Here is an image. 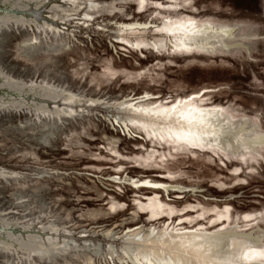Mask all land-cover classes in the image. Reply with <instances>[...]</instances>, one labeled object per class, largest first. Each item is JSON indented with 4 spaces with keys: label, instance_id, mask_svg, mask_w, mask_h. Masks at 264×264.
I'll list each match as a JSON object with an SVG mask.
<instances>
[{
    "label": "rangeland",
    "instance_id": "374dc122",
    "mask_svg": "<svg viewBox=\"0 0 264 264\" xmlns=\"http://www.w3.org/2000/svg\"><path fill=\"white\" fill-rule=\"evenodd\" d=\"M188 3L0 5L23 18L0 25L7 85L45 98L0 104L23 103L0 109V264H140L134 246L169 249L150 238L166 233L181 260L264 264V0ZM200 23L229 33L207 51L166 45ZM131 103L171 117L153 134ZM205 126L227 143L181 134Z\"/></svg>",
    "mask_w": 264,
    "mask_h": 264
},
{
    "label": "bare ground",
    "instance_id": "6f19581e",
    "mask_svg": "<svg viewBox=\"0 0 264 264\" xmlns=\"http://www.w3.org/2000/svg\"><path fill=\"white\" fill-rule=\"evenodd\" d=\"M1 1L2 2H8L9 0H1ZM21 19H23V18L20 17L19 15H15L13 13H9V12L0 13V25L7 24L8 22L20 21ZM120 26L122 28L128 29V30H134V29L144 30L146 24L145 23H139V22H134V23H123L122 22V23H120ZM226 33L227 34L229 33V29L218 28V27L210 26L206 23H200V24H197L196 26L189 25L185 29H183L181 31V35L177 36L175 38V42H173L171 40V38H168L165 41V43H166V45L169 44L171 46L172 50H180L182 52H191L194 50L207 51L209 49L210 42L211 43L214 42V40L217 39L218 36H222V35L226 36ZM0 75L3 76L2 77L3 81L1 83V85L6 86L9 89H12V88L8 87V85H7L8 81H10V79H12V81H16V80H14L11 76L2 72L1 70H0ZM23 84H25V83L20 81V83L18 85L20 87V89L22 88V86H24ZM17 89L18 88H16V90ZM28 89H29L28 91H31V92H33L32 90H34L32 87H28ZM33 93L36 94L35 92H33ZM13 98H15V97L10 96V98H6V99L0 97V104L4 105L6 103L5 101L11 100ZM62 103H64V102L62 101ZM132 104L133 103H131L130 106ZM20 105H23V103H21V100H18L17 103L10 104V102H9V104L7 103L5 106L0 107V109L1 110L3 108L16 109V107H18ZM27 107L22 108V106H21L20 109H28L30 111H34L33 108H31L32 106L28 107V108ZM130 108L135 112L134 113L135 120L139 121L146 129L150 130L153 134H155L160 129L157 122L164 121L167 117H171L167 113L169 111L168 110L169 108H167L165 111H160V110H157L156 108H153V107L150 108L148 106H144V107L138 106L135 108L131 106ZM215 111L216 110L209 109V110H205L202 112L209 115ZM235 130H236L235 128L232 129V131H235ZM213 131H215L214 127L205 126L203 128L193 129L192 132H182L181 134L183 136L189 138L192 142H195V143L204 142L205 144H213V143L220 144V143H222V141L224 144L227 143L226 139L219 141V137H217V135L215 136L213 134L214 133ZM146 235L148 237L150 235V233H148ZM5 238H8V237L5 236ZM150 238H152L153 242H159V241L167 240L171 247L169 249H158L154 246H151V247L150 246L144 247V246H140V245L134 246L133 258H131L132 261H135V260L139 261L140 264L143 263L144 261H146L150 264H194L192 262L193 260L188 258V257H186L185 260L180 259V256H183V254H184V245L176 243L174 241L173 235H171L169 233H166V236H163L161 234H153V235L151 234ZM7 243H9V242L3 241L2 239H0V247H2L4 249H11L12 248L11 246L9 248H6L8 246ZM236 246H237V244H236ZM129 247H131V246H129ZM209 247H211V246H209ZM214 247H216V246H214ZM209 249H211V248H209ZM128 250H130V249L128 248ZM226 257H224L223 261L226 263H229V261L226 259Z\"/></svg>",
    "mask_w": 264,
    "mask_h": 264
},
{
    "label": "water",
    "instance_id": "95a60500",
    "mask_svg": "<svg viewBox=\"0 0 264 264\" xmlns=\"http://www.w3.org/2000/svg\"><path fill=\"white\" fill-rule=\"evenodd\" d=\"M0 5H2V4H5V3H7V2H2L1 0H0ZM15 8H17V7H8V8H5V9H2L1 7H0V13H3V12H9V13H13V14H15V15H19V14H22V13H18L17 11H14V9ZM19 11H21L22 9H20V8H17ZM10 23L11 22H8V26L10 25ZM8 26H5V27H2V28H7ZM13 26H16V25H14L13 24ZM18 26H20V25H18ZM1 68V67H0ZM2 69V68H1ZM3 70V69H2ZM3 72L4 73H7L5 70H3ZM8 74V73H7ZM10 76H12L11 74H9ZM3 76H1L0 75V91L1 90H4V92L3 93H0V97H2V98H4V99H6V98H10V96L11 97H15V98H22L24 101H27L29 104L30 103H32V101H37V100H35V99H33L34 97H38V98H40V99H44L43 97H41V96H38L37 94H34L33 92H31V91H28L29 89H28V86H26V81L25 80H22V79H20V80H22L25 84H24V86H22V88H21V92L18 94L17 92H15V91H13L12 89H9V88H7L6 86H3V85H1V83H2V81H3V78H2ZM16 78V77H15ZM19 79V78H18ZM34 82H35V80H33ZM37 82H39V81H37ZM28 95H32L31 96V98H29V99H27V96ZM61 103H62V101H60ZM50 106H52V103H51V105ZM24 107H27V106H22V108H24ZM28 108V107H27ZM32 108V107H31ZM10 109V108H9ZM10 110H14V109H10ZM120 124V123H119ZM120 126V125H119ZM121 127H123V126H121ZM123 130H124V128H123ZM141 135H143V134H141ZM144 136V135H143ZM20 234V233H19ZM21 235V234H20ZM4 236H5V234H4ZM4 236H2V237H4ZM22 236V235H21Z\"/></svg>",
    "mask_w": 264,
    "mask_h": 264
},
{
    "label": "snow or ice",
    "instance_id": "6c2138e0",
    "mask_svg": "<svg viewBox=\"0 0 264 264\" xmlns=\"http://www.w3.org/2000/svg\"><path fill=\"white\" fill-rule=\"evenodd\" d=\"M196 2L198 3V0H196ZM192 3H193V0H189V3L181 5V8L183 9V8L190 7ZM113 211H115V209H113ZM252 258L255 259L256 257H252Z\"/></svg>",
    "mask_w": 264,
    "mask_h": 264
}]
</instances>
